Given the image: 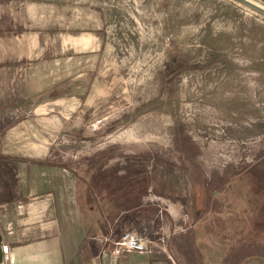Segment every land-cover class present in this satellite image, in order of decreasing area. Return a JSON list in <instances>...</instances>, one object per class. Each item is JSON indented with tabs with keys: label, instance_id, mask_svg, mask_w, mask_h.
I'll return each instance as SVG.
<instances>
[{
	"label": "rangeland",
	"instance_id": "1",
	"mask_svg": "<svg viewBox=\"0 0 264 264\" xmlns=\"http://www.w3.org/2000/svg\"><path fill=\"white\" fill-rule=\"evenodd\" d=\"M40 142L79 175L93 156L137 174L146 202L186 205L191 222L233 203L246 232L264 198L250 173L264 170V14L238 0H0V151ZM141 222L125 230L147 236Z\"/></svg>",
	"mask_w": 264,
	"mask_h": 264
},
{
	"label": "crops",
	"instance_id": "2",
	"mask_svg": "<svg viewBox=\"0 0 264 264\" xmlns=\"http://www.w3.org/2000/svg\"><path fill=\"white\" fill-rule=\"evenodd\" d=\"M1 155L0 207L13 208L21 195L31 201L19 205L25 207L23 211L0 215L1 244H7L11 254L6 261L2 255L0 264H264V198L252 202L253 217L244 221L246 232L235 225L233 203L215 208H225L228 214L196 223L188 220L186 205L146 202L142 198L146 192L131 201L119 220L111 222L107 213L111 201L80 199L78 171L65 167L59 161L61 154H49L45 143H38L27 156ZM217 198L216 202L221 201ZM200 204L195 209L201 210L204 204ZM178 210L182 214L175 216ZM205 210L211 211L207 205ZM133 218L148 227L144 251L126 250L118 244ZM180 234L192 246V253L184 248L187 253L181 254L175 247Z\"/></svg>",
	"mask_w": 264,
	"mask_h": 264
},
{
	"label": "trees",
	"instance_id": "3",
	"mask_svg": "<svg viewBox=\"0 0 264 264\" xmlns=\"http://www.w3.org/2000/svg\"><path fill=\"white\" fill-rule=\"evenodd\" d=\"M4 157L0 153V160ZM84 174L80 175V192L79 198L84 199H108L111 202L109 209H107L108 215L112 219L119 220L122 217L123 212L128 209L126 206V200L130 197L135 198L138 195L144 193L145 187L142 185H134L133 177L137 176L134 173L120 174L117 169H110L104 164H96V158L85 159ZM261 172V173H260ZM251 175L256 179V183L261 184V177L264 174V170H251ZM82 183V184H81ZM88 183V184H87ZM223 185L219 186V190ZM215 188L211 187L208 192L213 195ZM118 195V198L115 197ZM124 195V196H123ZM201 200H196L193 205L195 208L200 206Z\"/></svg>",
	"mask_w": 264,
	"mask_h": 264
},
{
	"label": "built area",
	"instance_id": "4",
	"mask_svg": "<svg viewBox=\"0 0 264 264\" xmlns=\"http://www.w3.org/2000/svg\"><path fill=\"white\" fill-rule=\"evenodd\" d=\"M145 233L137 232L134 230H125L121 233L118 239V244L126 250H134V251H144L146 249L145 245ZM1 250L3 259H10L9 247L7 244H1Z\"/></svg>",
	"mask_w": 264,
	"mask_h": 264
},
{
	"label": "water",
	"instance_id": "5",
	"mask_svg": "<svg viewBox=\"0 0 264 264\" xmlns=\"http://www.w3.org/2000/svg\"><path fill=\"white\" fill-rule=\"evenodd\" d=\"M246 5H248L249 7L255 9L256 11L264 14V8L258 4H256L255 2L251 1V0H238ZM0 245H1V235H0ZM0 259H2V253H1V248H0ZM1 262V260H0Z\"/></svg>",
	"mask_w": 264,
	"mask_h": 264
},
{
	"label": "bare ground",
	"instance_id": "6",
	"mask_svg": "<svg viewBox=\"0 0 264 264\" xmlns=\"http://www.w3.org/2000/svg\"><path fill=\"white\" fill-rule=\"evenodd\" d=\"M259 5V4H258ZM264 8V7H263Z\"/></svg>",
	"mask_w": 264,
	"mask_h": 264
}]
</instances>
